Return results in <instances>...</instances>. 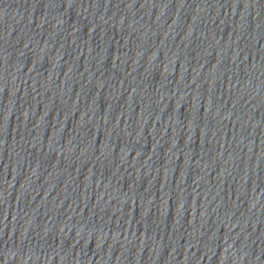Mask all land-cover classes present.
<instances>
[{
    "label": "water",
    "instance_id": "95a60500",
    "mask_svg": "<svg viewBox=\"0 0 264 264\" xmlns=\"http://www.w3.org/2000/svg\"><path fill=\"white\" fill-rule=\"evenodd\" d=\"M0 264H264V0H0Z\"/></svg>",
    "mask_w": 264,
    "mask_h": 264
}]
</instances>
